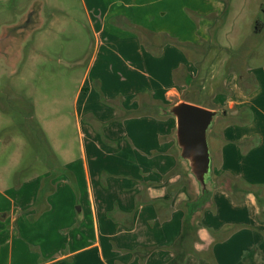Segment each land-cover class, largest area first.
<instances>
[{
  "label": "crops",
  "instance_id": "obj_1",
  "mask_svg": "<svg viewBox=\"0 0 264 264\" xmlns=\"http://www.w3.org/2000/svg\"><path fill=\"white\" fill-rule=\"evenodd\" d=\"M81 1L94 36L76 109L88 119L79 125L88 144L79 161L54 159L70 180L35 172L11 184L12 172L0 175V264H88V251L104 264L171 262L191 186L197 193L176 172L184 164L175 119L156 113L175 101L220 112L209 140L213 177L252 190L214 191L184 264H264V61L217 81L215 49L202 48L224 18L221 0ZM32 12L16 24L23 31L44 22ZM11 165L18 174L21 163ZM143 249L154 251L135 254Z\"/></svg>",
  "mask_w": 264,
  "mask_h": 264
},
{
  "label": "rangeland",
  "instance_id": "obj_2",
  "mask_svg": "<svg viewBox=\"0 0 264 264\" xmlns=\"http://www.w3.org/2000/svg\"><path fill=\"white\" fill-rule=\"evenodd\" d=\"M221 2L224 18L211 31L209 44L202 48L203 52L215 49L212 56L220 70L218 82L231 70L244 71L247 66L264 61V31L256 33L257 20L264 19V0ZM30 10L31 18L37 20L36 14L40 12L44 22L36 21L23 31L21 27L26 25L25 15ZM5 26L14 28L0 47V175L12 172L11 184L50 171L70 180V174L53 163L58 158L64 160L67 154L79 161L81 146L88 144L79 126L88 119L77 116L76 109L77 92L94 45L89 16L81 0H0V33ZM188 55L191 57L192 51ZM177 102L180 101L171 105ZM156 113H161L164 121L172 119L165 111ZM27 117L35 122L27 121ZM210 137L209 134V140ZM175 152L178 155L177 149ZM14 159L21 163L18 174L11 165ZM177 167L176 172L182 169L186 173L184 166ZM72 186L76 193L77 182ZM191 191L195 197L192 186ZM224 231L229 235L236 229ZM83 255L89 258L88 264H104L95 251Z\"/></svg>",
  "mask_w": 264,
  "mask_h": 264
},
{
  "label": "water",
  "instance_id": "obj_3",
  "mask_svg": "<svg viewBox=\"0 0 264 264\" xmlns=\"http://www.w3.org/2000/svg\"><path fill=\"white\" fill-rule=\"evenodd\" d=\"M13 28L2 30L0 47ZM168 113L176 121L174 137L188 178L195 185L198 194L211 190L213 184L209 179L212 175V155L209 134L220 112L180 101L171 105Z\"/></svg>",
  "mask_w": 264,
  "mask_h": 264
},
{
  "label": "trees",
  "instance_id": "obj_4",
  "mask_svg": "<svg viewBox=\"0 0 264 264\" xmlns=\"http://www.w3.org/2000/svg\"><path fill=\"white\" fill-rule=\"evenodd\" d=\"M262 14L264 15V6L262 8ZM139 32V34L141 33ZM142 31V30H141ZM264 31V19L259 18L256 23V33L260 34ZM169 39V43H172ZM162 111H165V114L170 116L168 113V107H162ZM213 168V167H212ZM187 175V172H186ZM212 176V175H211ZM209 182L213 184L211 190L205 191L201 194L196 193L195 197L185 204V217L183 221V233L181 237L177 240L173 246V251L175 256L171 262L168 264H184L187 256L193 251V244L198 240L197 239V225H196V216L202 214L208 207L213 206V193L215 190L224 189L229 191L233 196L237 194H246L252 192L250 188L245 187V184L240 181H233L230 179H223L219 183L214 179H209ZM259 205L262 206L263 200L260 196L261 189L254 190ZM154 249H143L135 252L136 255H141L143 258H147Z\"/></svg>",
  "mask_w": 264,
  "mask_h": 264
}]
</instances>
